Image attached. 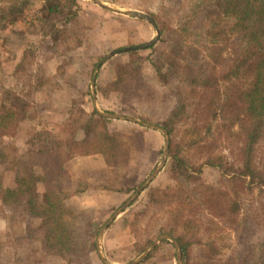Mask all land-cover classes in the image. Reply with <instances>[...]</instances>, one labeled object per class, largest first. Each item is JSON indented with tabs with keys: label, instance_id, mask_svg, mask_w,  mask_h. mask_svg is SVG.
Listing matches in <instances>:
<instances>
[{
	"label": "trees",
	"instance_id": "1",
	"mask_svg": "<svg viewBox=\"0 0 264 264\" xmlns=\"http://www.w3.org/2000/svg\"><path fill=\"white\" fill-rule=\"evenodd\" d=\"M29 3L30 0H0V27L6 29L8 24L18 20ZM77 4V0H67V6L60 7L54 2L40 4V7L44 20L61 11L63 17V9L67 7L64 19L68 22L76 14L71 8ZM183 4L184 0H179L175 11ZM153 16L160 24L159 18ZM61 25H53L48 34L57 30L55 36L64 35L67 29L58 28ZM169 29L170 35L164 36L160 24V41L168 42L169 50L164 52L162 62L151 63L156 83L152 85L144 76L143 62L144 52L155 49L154 44L120 54L113 66L115 78L96 93H117L142 103H173L155 123L169 135V173L174 179L182 178L189 185L198 179L194 175L197 169L184 154V148H194L204 155L206 166L223 169L225 160L216 154V142L233 140L238 164L228 165L226 169L232 171L234 177L248 179L250 184L264 189V165L257 162V149L264 141V0H193L178 26ZM6 94L0 98V139L5 135L14 138L16 126L19 127L21 117L27 112L21 98H12L9 91ZM112 121L93 110L81 122L59 123L56 133L58 135L60 130L67 133L66 137L35 132L31 141L42 148L30 154L43 157L42 177L33 173L32 164L30 166L25 158L12 156L20 170L14 187L4 188L0 184V203L14 211L27 212L29 220L22 235H31L30 241L41 246L44 257L56 255L65 264H87L85 250L97 254V235L104 222L91 216L82 217L81 210L73 209L66 202L71 195L91 189L122 191L114 188V179L117 169L127 170L129 166L131 143L123 138L122 130L109 129ZM177 132L181 136L174 140L172 135ZM6 148L0 142V161L8 159ZM100 160L113 164L115 172L105 167L95 168L93 163ZM38 182L43 191L38 200H32L27 194ZM139 185L129 186L126 194ZM196 188L178 198L179 222L167 230L180 245L182 264H191L193 245L202 246V259L198 264H264V210L256 219L252 216L240 220L237 218L239 203L228 198L221 188L206 185L200 196H196ZM185 210L190 213L187 217L183 215ZM197 212L213 215L242 234V241L237 235L242 245L241 254L226 260L215 259L219 251L214 242L203 243L197 235L198 226L193 216ZM162 232L160 228L158 233ZM154 239V236H137L131 245L140 254ZM167 245L172 247L168 260L171 264V259L176 257L175 247L167 239H162L137 264H160L155 254Z\"/></svg>",
	"mask_w": 264,
	"mask_h": 264
},
{
	"label": "rangeland",
	"instance_id": "2",
	"mask_svg": "<svg viewBox=\"0 0 264 264\" xmlns=\"http://www.w3.org/2000/svg\"><path fill=\"white\" fill-rule=\"evenodd\" d=\"M107 1L149 15L159 29L160 24L163 26L166 37L170 35L169 28L178 26L188 12L189 4L193 2V0H184L182 7L175 11L179 0ZM54 2L60 7L64 4L67 6V0L49 2L30 0V3L24 6V12L18 20L8 24L6 29L0 27V98L7 96L6 91H9L12 98L18 96L27 105V112L21 117L19 127L16 126L14 138L10 139L5 135L0 139V142L7 146L5 153L8 154L6 161H0V184L4 188L15 186V177L20 170L12 156L25 158L30 166L32 164L33 173L37 177H42L43 157L30 154V151L42 148L38 143L31 141L35 132L57 135L59 123L81 122L96 110V107L106 113L113 111L110 114L156 124L155 122L173 106L171 102L142 103L117 93H96L115 78L113 66L124 51L104 60L108 54L125 46L144 44L155 37L154 26L148 20L118 13L90 0H77L78 4L71 8L76 14L68 22L64 19L67 16V7L63 9V17L61 11L44 20L40 4L48 5ZM153 15L159 18L160 24ZM55 24H62L58 28L64 27L67 32L62 36H55L57 30L48 34ZM45 33L46 36H43ZM154 44H156L155 49L145 51V59H143L144 76L152 85L156 83V78L151 63L156 60L162 62L164 52L169 50V43L160 41V38ZM101 61L93 84L94 98L92 77L97 64ZM23 107L25 108V104ZM141 116L149 120H143ZM110 119L113 121L109 129L122 130L123 138L131 143L129 166L127 170L117 169V177L114 179V188L122 191L115 193L109 189L96 191L91 189L76 193L66 202L69 206L81 210L82 217L91 216L96 221L104 222L103 227L110 216L134 194L158 166L162 165L147 186L131 201L130 204H133L129 208L126 207L115 218V225L103 234L104 247L109 258L107 261L110 264H126L139 255L131 246V242L133 243L137 236L141 238L154 236L153 243L160 236L169 235L167 230L176 226L181 214L176 202L179 197L188 195L193 187H197L196 196L204 192L206 185L221 188L228 194V198L239 203L237 218L240 220L252 216L256 219L264 210V189L259 185L250 184L248 179L241 180L234 177L235 174L226 169L228 165L238 164L233 140L216 142V154L222 155L225 160L223 169L206 166L204 155L194 148L189 150L184 148V154L197 169L193 171L198 178L197 182L189 185L182 178L174 179L169 173L171 162L169 144L167 156L161 164L164 136L159 130L128 120ZM57 136L66 137L67 133L59 130ZM180 136L181 134L177 132L172 138L177 140ZM257 162L264 165V141L258 146ZM93 166L97 169L109 168L111 173L115 172L114 165L106 164L103 160L94 162ZM101 174L96 175L95 179ZM101 179L103 180V178L97 180ZM137 184L140 185L127 195L125 189ZM42 191L43 186L38 182L27 197L38 200ZM118 204L120 206H117ZM183 215L187 217L190 213L185 210ZM193 216L198 226L197 235L202 242H214V246L219 251L215 259L226 260L241 254L242 245L237 235L242 241V234H237L233 227L223 224L218 218L209 216L206 212H197ZM28 220L29 215L25 210L14 211L12 207L0 203V264H65V261L56 255L44 257L41 246L30 241L31 235H26L27 237L22 235ZM160 228L164 233H158ZM201 248L200 245L192 246L191 264L200 263ZM171 250V245L163 247L161 252L155 254V259H159L160 264H168ZM85 251L87 264L103 263L95 252ZM171 264H176V257L171 259Z\"/></svg>",
	"mask_w": 264,
	"mask_h": 264
},
{
	"label": "water",
	"instance_id": "3",
	"mask_svg": "<svg viewBox=\"0 0 264 264\" xmlns=\"http://www.w3.org/2000/svg\"><path fill=\"white\" fill-rule=\"evenodd\" d=\"M96 4H99L107 9L116 11L118 13L124 14V15H128V16H134V17H140V18H144L146 20H148L155 29V37L152 38L150 41L144 43V44H139V45H134V46H125L122 47L118 50H114L112 53L108 54L104 60H106L108 57L118 54L119 52H123V51H127L130 49H142V48H146L149 47L150 45L154 44V42H156V40H158L159 36H160V29L158 27V25L156 24V22L154 21V19H152L149 15L142 13L140 11L137 10H132V9H128L124 6H120L117 5L113 2L107 1V0H90ZM102 63V61L100 63L97 64L96 68H95V72L93 74L92 77V96L95 98V92L93 89V84H94V79H95V74L97 72L98 67L100 66V64ZM96 111L101 114L104 117L107 118H114V119H123V120H128L130 122H134V123H138L141 124L143 126L149 127V128H153L156 130H159L163 136H164V146H163V160L161 162V164L164 162L166 156H167V152H168V144H169V136L168 133L165 129L160 128L158 125L156 124H151L148 122H144L140 119H136V118H132V117H127V116H122V115H118V114H110V113H106L101 111L99 108L96 107ZM160 164V165H161ZM162 166V165H161ZM161 166H158L150 175L149 178H147V180H145V182L134 192V194L128 199L126 200L118 209L116 212H114L110 218L107 220V222L104 224V226L99 230V233L97 235V240H96V244H97V251H98V255L101 259V261L104 264H110L105 255L103 254L102 250H101V245H100V239H101V235L103 233V231L106 229V227L113 221V219L122 211L124 210L130 203L131 201L143 190V188L145 186H147V184L150 182V180L153 178L154 175H156V173L158 172V170L160 169ZM166 238L168 240H170L175 247V253H176V264H181V250H180V245L179 243L172 238L171 236L165 234L163 236H160L159 239H156L146 250H144L141 254H139L135 259H133L132 261L126 263V264H137L140 261H142L143 258H145L150 251L159 243L160 239Z\"/></svg>",
	"mask_w": 264,
	"mask_h": 264
},
{
	"label": "crops",
	"instance_id": "4",
	"mask_svg": "<svg viewBox=\"0 0 264 264\" xmlns=\"http://www.w3.org/2000/svg\"><path fill=\"white\" fill-rule=\"evenodd\" d=\"M128 206H129V205H128ZM128 206H127V207H128ZM121 212H123V210H122ZM121 212H120V213H121ZM120 213H119V214H120ZM119 214H118V215H119ZM118 215H117V216H118ZM117 216H116V217H117ZM116 217H115V218H116ZM115 218H114L113 221L108 225V227H106V229L103 231V233H102V235H101V239H100L101 250H102V252H103V254L105 255V257H106L107 260H108L109 258H108V256H107L108 253H107V251H106V249H105V247H104V242H103V241H104V235H103V234H104L106 231H108L113 225H115V222H116ZM129 229H130V227H129ZM110 231H112V230H110ZM134 241H135V240H134ZM131 244H132V242H131ZM131 246H132V245H131ZM97 255H98V251H97ZM98 256H99V255H98ZM99 258H100V257H99Z\"/></svg>",
	"mask_w": 264,
	"mask_h": 264
}]
</instances>
